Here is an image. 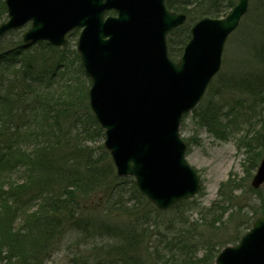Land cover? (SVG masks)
<instances>
[{"label":"trees","instance_id":"obj_1","mask_svg":"<svg viewBox=\"0 0 264 264\" xmlns=\"http://www.w3.org/2000/svg\"><path fill=\"white\" fill-rule=\"evenodd\" d=\"M236 2L166 0L169 10L188 15L187 23L168 35L171 58L179 59L196 20L204 16L219 17ZM5 18L7 7L4 0H0V22ZM255 24L258 30L251 38V55L248 54L250 57L247 61L253 67L246 71L243 69L241 73L235 71V77H230L218 86L215 90L217 96H211L207 107L197 106L193 110L200 125L222 139L229 134L227 122H235L242 111L238 106L230 107L228 103L221 102V91L231 89L243 92L245 97H249L251 108L264 113V20L263 25L258 21H254ZM77 34L78 30L72 32L70 40ZM39 43L43 48L45 46L59 53L58 59L54 58V63L46 66L44 72L36 70L31 52L22 56L26 49L22 42L0 52V259L5 264H43L54 237L67 234L68 231L84 230L90 235L107 238H95L97 244L94 248L104 250L107 254L106 259L101 258L96 264H143V259H146L143 250L151 247V244L146 245V238L151 240L152 237L166 235L160 230L164 211L155 209L157 214L153 216L150 208H145L144 202L153 205L140 192L133 177H118L115 174L109 152L103 144L97 146L100 140L95 142L96 146L90 143L79 145L78 142L89 138L95 140L105 137L104 129L92 112L87 114V121L82 120L80 106L84 98L88 97V87H82L78 74L66 77L76 60L86 78L79 53L77 50L69 51L68 46L61 48L50 46L45 41ZM19 61L20 65H17ZM61 74L67 81L65 84L69 88L65 86V89L71 95L70 99L53 91V79ZM31 117L35 118L34 123H23L25 118L26 121H32ZM72 118L75 119L74 123L67 125ZM259 125L254 134L246 139L249 158L260 144L264 145V123ZM76 129L74 157L73 154L59 156L62 149L66 151L72 144V134ZM25 142H29V150H25ZM258 158L250 161L252 169L256 167ZM20 166L26 168V179L22 183L12 184L7 177ZM98 194L100 197L92 201L91 205L95 207L94 211L100 213L95 212V216L82 219V198L90 195L96 197ZM32 204L37 205L36 208ZM173 208L187 211L198 209L199 205L194 197L177 203ZM104 209L103 216L101 212ZM210 209L215 213V207ZM115 213L126 216L128 221L123 225L111 222L110 215ZM222 216L219 214L215 221H221ZM212 244L205 242V248L208 249L206 254L196 259L194 255L197 251H192L196 246L194 243L182 247L181 254L174 251L168 257L155 248L154 255L160 261L156 260V256L153 259L160 264H167L172 259H176L172 264H213L219 249L216 247L214 250Z\"/></svg>","mask_w":264,"mask_h":264},{"label":"water","instance_id":"obj_2","mask_svg":"<svg viewBox=\"0 0 264 264\" xmlns=\"http://www.w3.org/2000/svg\"><path fill=\"white\" fill-rule=\"evenodd\" d=\"M8 20L0 38L29 21L23 40L66 46L81 29L77 49L91 80V108L105 129L104 145L119 177L133 176L141 192L160 210L194 197L201 189L197 171L186 160L180 135L183 116L202 100L222 66L230 34L247 13L238 0L225 17H204L178 61L167 36L185 23L166 0H4ZM115 15H106L108 11ZM264 184V157L252 186ZM216 264H264V216L235 245L223 248Z\"/></svg>","mask_w":264,"mask_h":264},{"label":"rangeland","instance_id":"obj_3","mask_svg":"<svg viewBox=\"0 0 264 264\" xmlns=\"http://www.w3.org/2000/svg\"><path fill=\"white\" fill-rule=\"evenodd\" d=\"M263 8L264 0H249L248 12L241 19L238 28L229 36L226 42L221 70L214 78L212 87L206 91L198 108L207 107L211 102V96H217L215 90H217L218 86L222 82H226L230 77H235V71L241 73L243 69L246 71L253 67V65L251 66L252 63L247 64L250 57L248 54L251 52V47L249 45L251 43V38H253V35L258 30L257 25H254V21H258L259 24L263 25ZM225 14H227V12H223L221 14L222 17H224ZM6 19L7 18L3 21ZM252 20L253 22H251ZM29 27L30 24L25 25L21 29L12 30L2 37L0 39V52L9 50L21 42L24 43L23 35ZM78 35L79 34L70 40L68 45L69 51L77 50ZM25 46L26 49L22 56L31 52L34 56L35 68L38 71L44 72L46 66L54 63V58L58 59L59 53L57 51L46 48L45 46L43 48V45L39 42L25 44ZM70 58H72L71 54ZM73 64L74 65H71L66 77H74L78 74V79L82 82V87L87 86L89 91L90 79L87 76L85 78L84 74L80 71L78 61L76 62L75 60ZM17 65H20V61ZM0 70L2 69L0 68ZM64 78L65 76L61 74L53 79V91L57 95L66 96V98L70 99L71 95L68 94L65 89V83L67 81H65ZM224 78L225 80H223ZM66 88L69 87L66 86ZM64 92L65 94H61ZM219 97L221 102L224 101V103H228L230 107L231 105H235V108L237 106L240 107L242 114L237 115L235 122L231 120L227 122L226 125L228 126L229 134L225 139L218 137L219 135L216 136L205 126L202 125V127L193 112L183 117L180 126V135L188 146L186 158L200 177L201 190L198 195L195 196L199 208L186 211L172 207L164 210L160 220V230L164 231L166 235H161L158 238L155 236L152 237L151 240L150 238H146V245L148 244L149 246V244H151V247L146 251L143 250V254L145 255L144 258H146L145 260L143 259V264H160L158 263L160 260L157 259V255H154L155 248H158L159 251H162L168 257L170 253L172 254L174 251L181 254L182 247L186 244L190 246L194 243L196 246L192 248V251H197L194 255L196 259L206 254L208 249L206 250L205 248V242L209 241L213 243L212 246H214V250L217 247L220 252L227 246L237 244L241 237L252 227L254 220L264 213V184L257 189L253 188L251 184L258 165L260 164V160L264 156V145L260 144L258 148H256L257 151L252 153L249 158L248 144L246 141V139H249L251 137L250 135L254 134L259 128V124L264 123V113L252 109L248 102V100H250L248 99L249 97H245L243 92L230 89L229 91H221ZM80 112L83 121L89 119L87 118L89 112L94 114L90 106L89 95L81 102ZM31 120L32 121H26L25 118L23 123H34L35 118L31 117ZM74 120L73 118L70 119L67 125L70 123L73 124ZM81 125L83 126L84 124L81 123ZM30 127L31 126H28V128ZM28 128L26 133L29 131ZM33 128L34 127H32L31 130ZM248 130L250 131L248 132ZM245 134L247 135L245 136ZM76 135L77 129L72 134V144L66 151L62 149L61 155L59 156H71L67 154H73L74 157ZM99 138L100 137L95 140L94 138H89L78 143L79 145L90 143L96 146L95 144L97 143L95 142H99L100 140L97 146L100 144L104 145L105 137ZM25 143L27 144V142ZM28 144L24 147L25 150L26 148L29 150V147H27ZM260 146L262 147L259 149ZM255 157L260 158H258L256 167L252 169L250 167V161ZM110 158L114 166L115 174L117 175L116 166L114 165L111 155ZM105 161L108 162L109 160L105 159ZM25 169V167L20 166L12 170L7 180L11 181L12 184L22 183L27 176ZM6 172L9 173L7 170ZM99 197L100 194L96 197L90 195L82 198L84 204H81L83 206V210L81 211V213H83L82 219H87L89 216L93 217L97 213H100L97 212V210L94 211L95 207L91 205V202L96 201ZM150 203L153 206H150L146 202H144V206L147 209L150 208L153 216H155V214H157L156 210L159 209L151 201ZM33 205L34 204H32V206ZM36 206L37 205H34V208H36ZM210 207H215V213H212L214 210H211ZM105 211L104 209V213L101 212L103 216ZM219 214L223 215L222 219L216 222L215 219L219 217ZM110 218L111 222H120L121 225L126 223L129 219L119 213L111 214ZM208 221H211L216 226L213 224L210 225ZM95 238L98 240H103V238L107 239L100 235H90L84 230L68 231L67 234L54 237L52 244L45 254L46 257L43 264H96L97 261L106 259L107 254L104 250L94 248L97 244ZM154 256H156V260L158 261L153 259ZM41 257L42 256L39 254V259H41ZM216 257L213 260V264H216ZM175 260L172 259L168 261L167 264H172ZM0 264H5V261L0 259ZM161 264H163V262ZM187 264L191 263L189 262Z\"/></svg>","mask_w":264,"mask_h":264}]
</instances>
